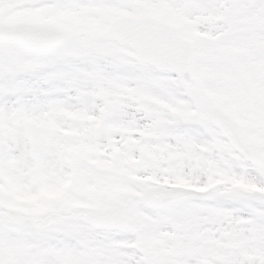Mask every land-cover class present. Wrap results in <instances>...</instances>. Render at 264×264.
<instances>
[{
	"label": "snow or ice",
	"instance_id": "snow-or-ice-1",
	"mask_svg": "<svg viewBox=\"0 0 264 264\" xmlns=\"http://www.w3.org/2000/svg\"><path fill=\"white\" fill-rule=\"evenodd\" d=\"M0 264H264V0H0Z\"/></svg>",
	"mask_w": 264,
	"mask_h": 264
}]
</instances>
